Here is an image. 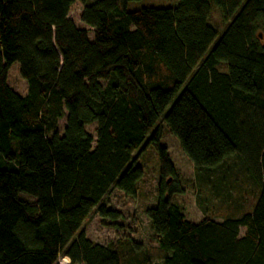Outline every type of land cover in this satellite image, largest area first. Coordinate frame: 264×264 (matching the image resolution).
<instances>
[{"label": "trees", "instance_id": "16d2710c", "mask_svg": "<svg viewBox=\"0 0 264 264\" xmlns=\"http://www.w3.org/2000/svg\"><path fill=\"white\" fill-rule=\"evenodd\" d=\"M130 1L0 0V264H264V0ZM74 2L91 39L68 15ZM13 63L24 94L6 82ZM162 126L196 172L237 158L257 186L250 208L187 219ZM149 145L154 245L91 241L81 228L92 211L124 228L102 199L135 196Z\"/></svg>", "mask_w": 264, "mask_h": 264}, {"label": "rangeland", "instance_id": "374dc122", "mask_svg": "<svg viewBox=\"0 0 264 264\" xmlns=\"http://www.w3.org/2000/svg\"><path fill=\"white\" fill-rule=\"evenodd\" d=\"M97 0H86V4H92ZM177 0H136L127 4V10H136L144 7H166L175 5ZM81 4L74 2L69 11V17L77 27H88L79 21ZM212 23L218 30L223 27L218 13L213 12ZM91 39L92 33L88 29ZM6 82L19 94L26 92V82L20 77L17 63H13L7 70ZM63 124V121H60ZM95 124L85 126V130L93 137ZM160 143L166 147L170 160L177 171L178 177L168 178L169 183L178 185L183 189L181 194H175L173 201L183 211L185 217L197 222L205 216L220 220L226 215H238L241 211L248 210L254 201L257 186L240 167V161L235 157L227 158L221 166L212 170L211 175L204 172H196L188 157L182 151L178 140L167 133L162 126ZM136 164L142 170L141 178L136 182V194L134 197L124 196L120 191L112 189L102 199L107 207L120 211L125 226L117 230L110 225L109 219L101 218L92 211L83 222L82 228L86 237L96 243H106L110 239L126 233L144 244L154 245L151 237L149 221L143 211L152 207L156 202V181L159 175V164L156 151L152 146H147L137 157ZM225 176V180L219 181ZM177 180V181H176ZM220 182V183H219ZM218 185V188H214ZM63 258L60 259V263ZM66 261V260H65ZM68 261V260H67ZM66 261V262H67ZM158 263L157 259H155Z\"/></svg>", "mask_w": 264, "mask_h": 264}, {"label": "built area", "instance_id": "2783aa9c", "mask_svg": "<svg viewBox=\"0 0 264 264\" xmlns=\"http://www.w3.org/2000/svg\"><path fill=\"white\" fill-rule=\"evenodd\" d=\"M65 259H66V258H63V261H62L61 263L59 262V261H60V259H59L58 264H67L68 261L66 262Z\"/></svg>", "mask_w": 264, "mask_h": 264}, {"label": "bare ground", "instance_id": "6f19581e", "mask_svg": "<svg viewBox=\"0 0 264 264\" xmlns=\"http://www.w3.org/2000/svg\"><path fill=\"white\" fill-rule=\"evenodd\" d=\"M65 260L67 261V258Z\"/></svg>", "mask_w": 264, "mask_h": 264}]
</instances>
